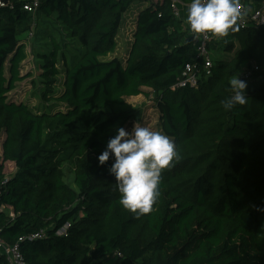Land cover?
<instances>
[{
    "label": "trees",
    "instance_id": "trees-1",
    "mask_svg": "<svg viewBox=\"0 0 264 264\" xmlns=\"http://www.w3.org/2000/svg\"><path fill=\"white\" fill-rule=\"evenodd\" d=\"M0 1V137L3 161L14 164L10 176L0 166V206L11 209L0 208V237L26 264H108L117 253L118 264H264V67L254 60L264 55V24L213 39L209 47L231 54H211L196 87L172 88L193 46L170 0H38L33 11L24 8L33 0ZM136 1L148 5L131 15ZM129 19L127 51L114 55ZM30 31L41 43L32 45L35 107L9 96L25 77L19 37ZM244 61L247 103L226 110L228 80ZM144 87L178 156L153 211L136 216L119 203L111 157L99 165L97 156L125 122L111 108ZM65 164L76 189L63 180Z\"/></svg>",
    "mask_w": 264,
    "mask_h": 264
},
{
    "label": "clouds",
    "instance_id": "clouds-1",
    "mask_svg": "<svg viewBox=\"0 0 264 264\" xmlns=\"http://www.w3.org/2000/svg\"><path fill=\"white\" fill-rule=\"evenodd\" d=\"M241 0H190L186 22L194 36L225 38L240 28L247 15ZM232 94L223 101L226 110L247 103L246 81L238 74L230 80ZM178 153L174 140L161 131L134 123L131 131L117 127L97 156L99 165L110 157L108 172L115 178L119 203L136 216L148 214L160 195L163 170L172 166Z\"/></svg>",
    "mask_w": 264,
    "mask_h": 264
},
{
    "label": "rangeland",
    "instance_id": "rangeland-1",
    "mask_svg": "<svg viewBox=\"0 0 264 264\" xmlns=\"http://www.w3.org/2000/svg\"><path fill=\"white\" fill-rule=\"evenodd\" d=\"M148 5V2L144 1H136L134 2L129 10L128 13L133 15L138 12L139 9L144 8ZM108 17V16H107ZM106 17V18H107ZM105 20V18H103ZM133 20L129 19L128 21H123L122 25L120 26L117 41H118V50L116 51V54L118 56H124V54L127 51V44L128 39L130 37V32L133 28ZM45 21L42 22L44 24ZM240 31H242L240 29ZM28 33H23L20 35V39L24 41L25 43V51H26V58L21 63V74L25 75L24 79L16 83V87L14 90L10 92V97H12L15 100H23L26 103H29L30 106H38L41 105L42 101L40 98L39 93V86L42 84V82H39L38 79V66L36 57L33 55L32 51V45L34 44L37 46H41L40 41L35 40V36H33L32 39ZM32 39V40H31ZM214 39H216L214 37ZM34 42V43H33ZM219 46H212L210 47L211 54L213 57H219L221 55H229L231 54L230 51L227 50L223 51L219 48H221V44H218ZM38 48V47H37ZM229 53V54H228ZM109 54L106 58L108 59L110 57ZM257 62H260L259 64L264 67V55L261 57L260 55L255 56V59ZM60 63H58L59 65ZM247 65V61H244L240 65H238L231 73V76L229 78V82L231 79L235 77L236 74H238V78L242 79V69L244 70L245 66ZM30 74V75H29ZM257 79H259L257 77ZM34 81L35 83H32ZM36 84V87L33 86ZM144 93L138 94L136 96H129L125 98L124 105L121 106H114L111 108L112 113H123V115H126L125 122L123 123V127L127 131H131L134 123L139 124L140 126H147L152 128L156 131H161L158 125V111L155 105L156 100V93H154L150 88L144 87ZM2 137H0V166H2V171L6 176H10L14 172V164L9 161H3L2 159ZM63 180L66 184H68L70 187L76 189V186L74 184V174L72 173V169L68 167L67 164L64 166V177ZM0 208H5L9 213H11V209L7 206H0ZM122 257L121 254H113L109 258L108 264H118L120 261V258ZM140 260H138V263ZM137 263V264H138Z\"/></svg>",
    "mask_w": 264,
    "mask_h": 264
},
{
    "label": "built area",
    "instance_id": "built-area-1",
    "mask_svg": "<svg viewBox=\"0 0 264 264\" xmlns=\"http://www.w3.org/2000/svg\"><path fill=\"white\" fill-rule=\"evenodd\" d=\"M153 2L160 0H152ZM190 1L185 2L184 0H170V6L172 8L173 14L178 17L180 13V8H187V5ZM241 4L247 8V15L240 22V28L253 27L257 28L260 25L264 24V0L258 8H253L250 3H245L241 1ZM0 5H3V2L0 1ZM38 6V0H33L31 3L24 5V8L33 11ZM187 36L192 41L193 46V57L190 62L185 65V72L182 79H180L172 88L190 86L196 87L198 80L200 78L201 71L205 75L211 73L212 66V57L210 51V43L214 39L210 34L194 36L191 33L190 27H186ZM29 35L32 36V32H29ZM254 70H257L259 66L257 64L252 65ZM251 74V70L244 68L242 69L243 77H248ZM39 234L33 235L38 236ZM22 238H19L21 240ZM0 252L4 255L7 264H26L22 254L19 250L18 244H6L0 237Z\"/></svg>",
    "mask_w": 264,
    "mask_h": 264
},
{
    "label": "crops",
    "instance_id": "crops-1",
    "mask_svg": "<svg viewBox=\"0 0 264 264\" xmlns=\"http://www.w3.org/2000/svg\"><path fill=\"white\" fill-rule=\"evenodd\" d=\"M185 2L190 1V0H184ZM186 16H187V8H180V13L178 18L182 21L183 28L188 27V24L186 22Z\"/></svg>",
    "mask_w": 264,
    "mask_h": 264
}]
</instances>
